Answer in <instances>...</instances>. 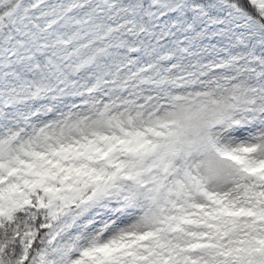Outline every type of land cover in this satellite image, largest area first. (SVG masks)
<instances>
[{
    "label": "snow or ice",
    "instance_id": "1",
    "mask_svg": "<svg viewBox=\"0 0 264 264\" xmlns=\"http://www.w3.org/2000/svg\"><path fill=\"white\" fill-rule=\"evenodd\" d=\"M0 264H264V0H0Z\"/></svg>",
    "mask_w": 264,
    "mask_h": 264
}]
</instances>
